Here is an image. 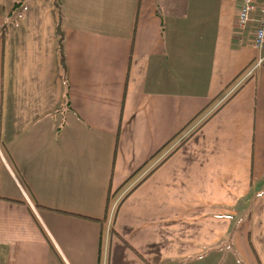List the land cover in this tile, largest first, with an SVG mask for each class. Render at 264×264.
<instances>
[{
  "label": "crops",
  "instance_id": "crops-1",
  "mask_svg": "<svg viewBox=\"0 0 264 264\" xmlns=\"http://www.w3.org/2000/svg\"><path fill=\"white\" fill-rule=\"evenodd\" d=\"M18 1L0 0V264H264V62L227 87L259 55L239 0H60L65 66L54 0L8 23Z\"/></svg>",
  "mask_w": 264,
  "mask_h": 264
},
{
  "label": "trees",
  "instance_id": "trees-1",
  "mask_svg": "<svg viewBox=\"0 0 264 264\" xmlns=\"http://www.w3.org/2000/svg\"><path fill=\"white\" fill-rule=\"evenodd\" d=\"M30 0H20L18 2H15V8L13 9L12 13H10L7 16V21L9 22H14L15 21V17H16V11L18 10H23L24 7L28 4ZM60 0H54V5L56 7V9L58 10L59 13V24H58V32H59V52H60V58H61V63L63 66H65V59H64V55L62 53V44H63V34L61 33V22L63 20V13L59 4ZM5 34H6V28L5 27H0V36L2 37V39H5ZM247 68V67H246ZM246 68L240 72L238 74V76H236L231 83L228 84L227 87H229L232 83H234L236 80H238V78L245 72ZM219 95L214 98L213 100H211L206 106H204V108H202L199 112H197L187 123L186 125H184V127H182L174 136H172V138H170V140H168L162 147H160L158 150H156L143 164L142 166H140L131 176H129L120 186L119 188L116 189L115 192L113 193H108L107 196V200H106V207H105V212L107 214V208H108V204H109V199L111 197H114L118 194V192L120 190H122L138 173H140L149 163H151L153 160H155L166 148H168L183 132H185L213 103H215L218 99H219ZM230 99V98H228ZM227 99V100H228ZM227 100H225L224 102H226ZM224 102H222L221 104L223 105ZM220 105L219 108L222 106ZM218 108V109H219ZM217 109V110H218ZM217 110H215L214 113L217 112ZM213 114H211L209 117H207L201 124H199L197 127H195L190 133H188L186 135V137H184L175 147L174 149L165 157V159L167 157H169L175 150H177L179 147H181L204 123L205 121H207ZM164 159V160H165ZM156 169L153 168L139 183H141L143 180H145L154 170ZM135 185L131 190H129V192L125 195V197L127 195H129L138 185ZM105 217V214H104ZM102 221V220H99Z\"/></svg>",
  "mask_w": 264,
  "mask_h": 264
},
{
  "label": "built area",
  "instance_id": "built-area-1",
  "mask_svg": "<svg viewBox=\"0 0 264 264\" xmlns=\"http://www.w3.org/2000/svg\"><path fill=\"white\" fill-rule=\"evenodd\" d=\"M236 25L240 31H245L255 23L252 48L259 53L247 67L244 76L235 85L240 86L245 80L252 78L255 72L263 65L264 57L260 52L264 50V0H239Z\"/></svg>",
  "mask_w": 264,
  "mask_h": 264
},
{
  "label": "rangeland",
  "instance_id": "rangeland-1",
  "mask_svg": "<svg viewBox=\"0 0 264 264\" xmlns=\"http://www.w3.org/2000/svg\"><path fill=\"white\" fill-rule=\"evenodd\" d=\"M119 194H117L116 196L114 197H111L109 199V204H108V208H107V221L106 222H111V216L115 213V210L117 208V197H118Z\"/></svg>",
  "mask_w": 264,
  "mask_h": 264
}]
</instances>
